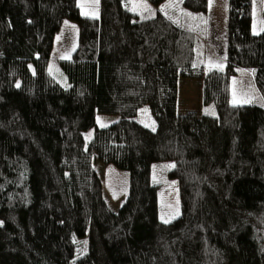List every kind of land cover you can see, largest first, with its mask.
Returning <instances> with one entry per match:
<instances>
[{
    "label": "trees",
    "instance_id": "obj_1",
    "mask_svg": "<svg viewBox=\"0 0 264 264\" xmlns=\"http://www.w3.org/2000/svg\"><path fill=\"white\" fill-rule=\"evenodd\" d=\"M0 0V264H264V28L254 0H228L226 57L206 68L209 0ZM169 1V2H168ZM167 3V4H166ZM184 9V10H183ZM176 15V16H175ZM65 19L77 43L48 72ZM249 75L257 103L231 102ZM200 81L199 109L179 112V80ZM147 105L149 128L135 120ZM97 114L117 115L106 127ZM94 127L87 141L85 132ZM129 172L117 210L95 163ZM156 162L181 212L160 218Z\"/></svg>",
    "mask_w": 264,
    "mask_h": 264
},
{
    "label": "rangeland",
    "instance_id": "obj_2",
    "mask_svg": "<svg viewBox=\"0 0 264 264\" xmlns=\"http://www.w3.org/2000/svg\"><path fill=\"white\" fill-rule=\"evenodd\" d=\"M169 2V1H168ZM167 4V3H166ZM228 0H209L207 13L206 40V68L211 66H223V54L225 49L223 41L225 37V21L227 17ZM129 7L135 11H147L150 5L145 0H129ZM80 12L83 15L97 16L99 11V0H78ZM163 11L169 14H175L182 10L181 0H171L168 7L160 5ZM184 10V9H183ZM176 16V15H175ZM253 21L252 31L258 33L264 28V0H254L253 2ZM77 43V26L68 19L62 23L61 30L55 36L52 53L48 62L47 70L49 74L63 87L68 86L66 74L59 65V60L69 58L72 50ZM215 48L212 54V49ZM231 102L233 104H253L257 103V94L249 75L231 77ZM200 81L197 79H180L179 80V112L186 110L199 109L200 106ZM118 119L117 115L97 114L95 118L96 126L99 128L106 127ZM135 120L146 125L149 128L155 127V120L147 105L142 106ZM94 132V127L85 132V139L88 141ZM152 167V179L158 184V198L160 203V218L164 222H170L177 217L180 212V202L178 197V184L175 179L167 177L166 169L168 162H156ZM96 170L103 180V196L106 202L115 210L128 193L129 172L117 168L112 164L95 163Z\"/></svg>",
    "mask_w": 264,
    "mask_h": 264
},
{
    "label": "crops",
    "instance_id": "obj_3",
    "mask_svg": "<svg viewBox=\"0 0 264 264\" xmlns=\"http://www.w3.org/2000/svg\"><path fill=\"white\" fill-rule=\"evenodd\" d=\"M209 7V6H208ZM207 27H208V25H207ZM226 29H227V17H226V21H225V37H224V41H223V47H224V49H225V52H224V54H223V59H222V62H223V65H224V63H225V57H226ZM215 46V45H214ZM217 47V45L214 47V49H212V54L214 55L215 53H214V51L213 50H215V48ZM216 55V54H215Z\"/></svg>",
    "mask_w": 264,
    "mask_h": 264
}]
</instances>
